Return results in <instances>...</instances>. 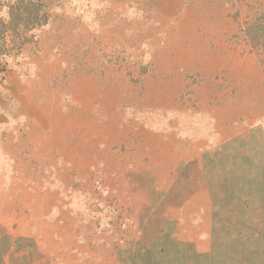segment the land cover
<instances>
[{
  "label": "rangeland",
  "instance_id": "obj_1",
  "mask_svg": "<svg viewBox=\"0 0 264 264\" xmlns=\"http://www.w3.org/2000/svg\"><path fill=\"white\" fill-rule=\"evenodd\" d=\"M0 264H264V0H0Z\"/></svg>",
  "mask_w": 264,
  "mask_h": 264
}]
</instances>
